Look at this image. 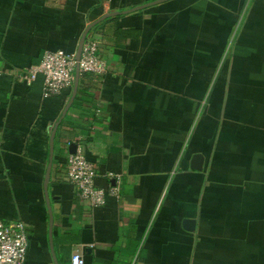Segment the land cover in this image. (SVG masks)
<instances>
[{"label": "crops", "instance_id": "1", "mask_svg": "<svg viewBox=\"0 0 264 264\" xmlns=\"http://www.w3.org/2000/svg\"><path fill=\"white\" fill-rule=\"evenodd\" d=\"M85 34L107 72L60 97L0 77V218L28 228L26 264H264V0H0L7 70ZM75 150L119 197L78 198Z\"/></svg>", "mask_w": 264, "mask_h": 264}, {"label": "built area", "instance_id": "2", "mask_svg": "<svg viewBox=\"0 0 264 264\" xmlns=\"http://www.w3.org/2000/svg\"><path fill=\"white\" fill-rule=\"evenodd\" d=\"M77 69L80 74L102 75L107 72V65L101 58L97 42L87 41L84 44L80 61L77 60V51H46L38 65L27 69L11 71L0 65V77L10 74L16 83L32 87L38 77L43 76V98L54 99L71 87ZM107 177L115 180V184L109 190L97 187L96 165L87 159L82 150L69 156L68 181L75 187L78 198L90 207L102 208L108 197H119L121 177L113 173ZM30 238V232L24 223H6L0 218V264H26ZM71 264H85L83 255L74 253Z\"/></svg>", "mask_w": 264, "mask_h": 264}, {"label": "water", "instance_id": "3", "mask_svg": "<svg viewBox=\"0 0 264 264\" xmlns=\"http://www.w3.org/2000/svg\"><path fill=\"white\" fill-rule=\"evenodd\" d=\"M85 39H86V34L82 37L81 43L78 47V51H77V60L80 61L81 58V54H82V50H83V46L85 44ZM79 69H77L76 71V76L78 77L79 75ZM78 81V80H77ZM74 148H76L74 146ZM76 153V150L75 152ZM203 160L204 157L202 155H195L194 159H193V169L194 170H201L202 166H203ZM195 226H196V221L195 220H191V219H186L184 221V227L188 230V231H194L195 230Z\"/></svg>", "mask_w": 264, "mask_h": 264}]
</instances>
